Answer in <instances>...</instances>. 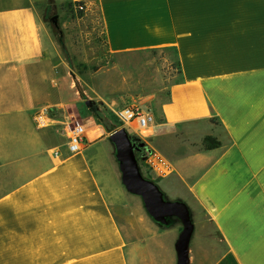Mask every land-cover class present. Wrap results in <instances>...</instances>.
<instances>
[{
    "label": "crops",
    "instance_id": "crops-1",
    "mask_svg": "<svg viewBox=\"0 0 264 264\" xmlns=\"http://www.w3.org/2000/svg\"><path fill=\"white\" fill-rule=\"evenodd\" d=\"M72 1L97 2L114 53L174 51L177 76L146 139L174 171L148 177L195 224H213L214 264H264V0ZM40 19L32 0L0 7V264H148L146 240L162 251L170 229L123 198L110 140L123 125L116 113L80 119L72 68ZM40 105L85 123L81 151L64 119L36 126ZM208 136L219 144L206 149ZM176 263L175 250L163 264Z\"/></svg>",
    "mask_w": 264,
    "mask_h": 264
},
{
    "label": "rangeland",
    "instance_id": "rangeland-1",
    "mask_svg": "<svg viewBox=\"0 0 264 264\" xmlns=\"http://www.w3.org/2000/svg\"><path fill=\"white\" fill-rule=\"evenodd\" d=\"M15 1L18 0H0V7L14 4ZM32 1L39 12L40 20L51 29L61 53L72 68L75 88L83 100L81 103H75L81 120L94 114L85 104L86 99L94 100L102 116L109 119L116 110L133 103L140 105L143 110L154 111L155 106H159L166 99L169 86L178 72L173 50L153 49L135 53H114L108 47L97 2ZM80 4L84 6L83 9L79 8ZM138 126L137 120L133 119L125 127L134 134ZM152 132L153 127L145 136V141ZM210 142L212 139L208 141ZM142 168L147 176L152 174V170L146 164H143ZM166 196L174 200L172 196L167 194ZM123 198L128 201L134 199L141 205L139 195L124 192ZM178 223L180 222L176 221L168 226L169 233L161 238L168 254L163 246L160 251V244L153 238L146 240L145 257L148 264H163L169 258V254L175 255V242L179 234L176 235L177 228L174 226ZM179 225L182 227L181 223ZM195 225L190 245V264H214L223 248L221 237L211 222H197Z\"/></svg>",
    "mask_w": 264,
    "mask_h": 264
},
{
    "label": "water",
    "instance_id": "water-1",
    "mask_svg": "<svg viewBox=\"0 0 264 264\" xmlns=\"http://www.w3.org/2000/svg\"><path fill=\"white\" fill-rule=\"evenodd\" d=\"M85 104L92 112H99L94 100L86 99ZM110 140L115 147L122 183L130 193L141 197L148 215L162 226H170L176 221L182 224L175 242L176 264H190V245L196 229L190 206L182 199H169L160 185L144 174L138 153L144 159L145 152L152 150L145 140L131 134L124 126L112 132Z\"/></svg>",
    "mask_w": 264,
    "mask_h": 264
},
{
    "label": "built area",
    "instance_id": "built-area-1",
    "mask_svg": "<svg viewBox=\"0 0 264 264\" xmlns=\"http://www.w3.org/2000/svg\"><path fill=\"white\" fill-rule=\"evenodd\" d=\"M79 8L83 9L84 6L80 4ZM115 113L123 126L129 125L133 119H136L139 126L135 129L134 134L140 136L143 140L149 131H151L155 120L154 114L151 111L143 110L136 103L124 106L116 110ZM58 119H64L63 129L67 132L70 151H81L87 141V127L76 115H65V110L62 107L50 105H40L33 112V120L36 126L40 128L49 127ZM54 153L55 155L59 154L58 150H55ZM144 156L146 165L157 176L166 177L173 173L174 167L172 163L158 150L152 148L151 152L146 151Z\"/></svg>",
    "mask_w": 264,
    "mask_h": 264
},
{
    "label": "trees",
    "instance_id": "trees-1",
    "mask_svg": "<svg viewBox=\"0 0 264 264\" xmlns=\"http://www.w3.org/2000/svg\"><path fill=\"white\" fill-rule=\"evenodd\" d=\"M77 3H84L85 1H76ZM176 64H177V62H176ZM96 114H99V115H102L100 112H98V113H96ZM212 139V142H210V143H208V141L209 140H211ZM217 144H219V141L215 138L214 139V137H212V136H208V137H206L205 139H204V146H205V148L206 149H209V148H212V147H214V146H217ZM140 157V156H139ZM142 159H141V157H140V161H141ZM148 177V176H147Z\"/></svg>",
    "mask_w": 264,
    "mask_h": 264
},
{
    "label": "flooded vegetation",
    "instance_id": "flooded-vegetation-1",
    "mask_svg": "<svg viewBox=\"0 0 264 264\" xmlns=\"http://www.w3.org/2000/svg\"><path fill=\"white\" fill-rule=\"evenodd\" d=\"M54 19H55V18H53V21H54ZM138 155L141 156V153L139 152Z\"/></svg>",
    "mask_w": 264,
    "mask_h": 264
}]
</instances>
